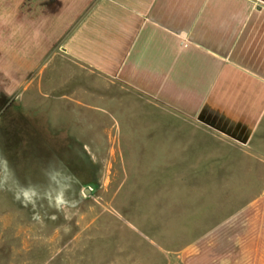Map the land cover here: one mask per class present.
<instances>
[{"label": "crops", "instance_id": "obj_1", "mask_svg": "<svg viewBox=\"0 0 264 264\" xmlns=\"http://www.w3.org/2000/svg\"><path fill=\"white\" fill-rule=\"evenodd\" d=\"M48 52L73 64L71 101L116 122L140 99L170 116L145 161L164 170L149 230L132 228L148 264H264V0H0V91Z\"/></svg>", "mask_w": 264, "mask_h": 264}, {"label": "rangeland", "instance_id": "obj_2", "mask_svg": "<svg viewBox=\"0 0 264 264\" xmlns=\"http://www.w3.org/2000/svg\"><path fill=\"white\" fill-rule=\"evenodd\" d=\"M50 51L60 52L59 45ZM51 52L12 91H0V153L21 184L42 182L41 169L53 158L63 161L78 179L74 191L84 198L63 213L37 201L42 216L33 219L31 205L25 207L11 191L0 192V264H148L147 240L132 228L149 230L150 198L160 191L149 182L163 179L164 170L150 169L145 161L166 151L170 116L140 99L139 106L120 103L123 119L116 122L102 114L99 103L71 101L73 64L67 57L57 64ZM175 137L185 151H195L186 131ZM200 140L204 151H228ZM136 154L143 163L134 167L126 158L133 161Z\"/></svg>", "mask_w": 264, "mask_h": 264}, {"label": "clouds", "instance_id": "obj_3", "mask_svg": "<svg viewBox=\"0 0 264 264\" xmlns=\"http://www.w3.org/2000/svg\"><path fill=\"white\" fill-rule=\"evenodd\" d=\"M41 175L40 183L21 184L7 158L0 153V192L11 191L25 207L31 205L35 213L33 219L42 216L37 201H45L47 210L63 213L77 207L84 198L80 195L81 190L79 193L74 191L78 179L67 170L63 161L53 158L41 169Z\"/></svg>", "mask_w": 264, "mask_h": 264}, {"label": "water", "instance_id": "obj_4", "mask_svg": "<svg viewBox=\"0 0 264 264\" xmlns=\"http://www.w3.org/2000/svg\"><path fill=\"white\" fill-rule=\"evenodd\" d=\"M84 192H85L86 194H89L90 189H89V188H85Z\"/></svg>", "mask_w": 264, "mask_h": 264}]
</instances>
